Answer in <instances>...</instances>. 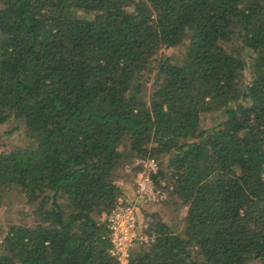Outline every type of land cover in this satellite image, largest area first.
Masks as SVG:
<instances>
[{
  "label": "trees",
  "instance_id": "obj_1",
  "mask_svg": "<svg viewBox=\"0 0 264 264\" xmlns=\"http://www.w3.org/2000/svg\"><path fill=\"white\" fill-rule=\"evenodd\" d=\"M151 157L186 212L147 210L129 264H264V0H0V208L31 218L0 264H119Z\"/></svg>",
  "mask_w": 264,
  "mask_h": 264
},
{
  "label": "built area",
  "instance_id": "obj_2",
  "mask_svg": "<svg viewBox=\"0 0 264 264\" xmlns=\"http://www.w3.org/2000/svg\"><path fill=\"white\" fill-rule=\"evenodd\" d=\"M136 165H141V171L136 181L137 192L146 202L161 203L166 201L174 186L163 180L160 183L156 175L160 172V162L154 158L136 159ZM108 227L111 231V255L116 257L119 264H129L131 247L137 240L149 241L147 235L139 232L141 224L136 213L135 205L125 203L121 198L111 213L107 216Z\"/></svg>",
  "mask_w": 264,
  "mask_h": 264
},
{
  "label": "rangeland",
  "instance_id": "obj_3",
  "mask_svg": "<svg viewBox=\"0 0 264 264\" xmlns=\"http://www.w3.org/2000/svg\"><path fill=\"white\" fill-rule=\"evenodd\" d=\"M162 51L164 53L167 52V50L164 49ZM184 54L185 53L182 54L180 50L178 51L177 49L176 50L169 49L167 55L172 57L175 55L176 59L184 60ZM248 56H249L248 54L243 53V57L245 58L247 63L249 62ZM245 75H246V80L248 81L251 77L249 67H247ZM206 124L209 125V123ZM6 142H8L10 146H13L14 144H16L15 142L21 143L22 139H19V133L17 131L14 132L10 137L6 138ZM126 164H128V162ZM9 197L10 198L6 201L4 206L0 208V242L2 241L4 235L9 231L10 226L12 224L26 222V221L30 222L31 220L30 215H28L30 213V208L28 205L24 203V200L22 199L20 194H18L17 192L11 193ZM123 199L133 201L132 197L130 198L129 195L124 196ZM137 208H139V211L141 213V219H142L141 222H143L141 223L142 226L143 225L145 226L146 224L144 219L148 218V215L146 214L147 210L150 212H158L160 215H164L166 219H170V220L176 218V216L179 213L186 212L185 211L186 208L182 209L180 212L179 209L175 210L174 207L164 202L154 205L148 204L147 202H142V204L138 205ZM142 235L144 236L146 234L143 233Z\"/></svg>",
  "mask_w": 264,
  "mask_h": 264
},
{
  "label": "crops",
  "instance_id": "obj_4",
  "mask_svg": "<svg viewBox=\"0 0 264 264\" xmlns=\"http://www.w3.org/2000/svg\"><path fill=\"white\" fill-rule=\"evenodd\" d=\"M136 196H137V201L135 202L136 204H138L142 199H144V197L143 196H141L140 194H138V192L136 191V189H135V193H134ZM133 204V205H136V204ZM136 208H137V205L135 206Z\"/></svg>",
  "mask_w": 264,
  "mask_h": 264
}]
</instances>
